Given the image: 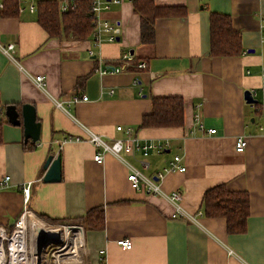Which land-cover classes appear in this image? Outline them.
<instances>
[{
    "label": "crops",
    "instance_id": "0c3cea01",
    "mask_svg": "<svg viewBox=\"0 0 264 264\" xmlns=\"http://www.w3.org/2000/svg\"><path fill=\"white\" fill-rule=\"evenodd\" d=\"M39 1L19 0L25 11L0 15V182L9 178L8 186L0 187V227L11 229L25 207L44 220L67 221L102 207L104 228L85 229V264H264V136L258 128L264 121V0H154L157 7L186 14L156 20L153 45L141 42L133 0H121L103 15L120 22L119 39L97 48L91 35L50 37L37 11H29ZM57 1L60 6L72 0ZM212 14L232 19L241 35L239 56L211 55ZM9 44L15 46L12 58L3 52ZM128 53L148 68L98 72ZM38 75L46 78L45 91L33 81ZM246 91L256 93L258 106L246 102ZM75 96L88 100L73 103ZM154 97H181L184 125L140 129ZM25 104L36 107L42 123L37 143L25 142L23 125L6 116L8 106L21 113ZM117 127L142 141H169L163 152L123 157L148 177L179 158L186 170L162 180L166 194H180L177 203L134 190L127 166L113 154L105 153L102 164L94 160L101 150L85 140L87 130L106 139L124 137ZM241 136L247 147L238 152ZM65 138L84 140L68 141L59 150L57 143ZM52 154L61 156L62 179L46 183L43 167ZM218 185L248 193L245 233L231 234L225 219L204 214V194ZM178 206L188 216L174 217ZM122 239L132 248L120 247Z\"/></svg>",
    "mask_w": 264,
    "mask_h": 264
},
{
    "label": "built area",
    "instance_id": "2783aa9c",
    "mask_svg": "<svg viewBox=\"0 0 264 264\" xmlns=\"http://www.w3.org/2000/svg\"><path fill=\"white\" fill-rule=\"evenodd\" d=\"M91 4V13L93 18L94 30L92 36V48L101 46L104 42H116L119 36L120 22L103 18V15L110 11L113 6L121 4V0H89ZM3 3L0 2V9ZM61 14L75 12L77 4L72 1H66L59 6ZM19 10L25 11L24 8ZM29 11L35 13L36 5L31 4ZM15 49L14 44H9L3 48V52L12 58ZM94 49L90 50L94 54ZM136 67L138 70L147 69L145 62H136L134 56L125 54L118 64H106L100 68L98 72L101 75L118 74L128 71L129 68ZM33 81L41 90H46V78L43 75L33 76ZM254 97L256 93L253 92ZM87 96H75L73 103L87 101ZM58 107L63 108L62 103H56ZM203 129V125H200ZM259 132L264 136V121L259 125ZM117 131L124 132V137L116 139H106L102 135L94 134L87 130V140L101 151L98 152L94 160L102 164L104 162V154L111 153L128 168L127 179L132 188L137 191H145L149 194L164 196L173 203H177L180 199L178 192L166 194L162 189V180L170 172H184L186 170L180 164L179 158L172 161L168 167L156 174L154 177H148L136 167L128 163L123 157L124 154H132L141 152L144 156H148L150 152H163L169 147V141H142L133 135L130 129L124 130L123 127H117ZM210 134H215L216 130H209ZM81 141V138H65L58 141V149L61 150L68 141ZM247 147L246 137L241 136L236 143L238 152L245 151ZM9 178L6 177L0 182V187H7ZM30 183L24 187L25 203L29 200ZM173 214L174 217L188 216L180 206ZM117 244L124 249H131L132 242L128 239L118 240ZM103 253V252H102ZM86 258V241L85 227L77 224H51L40 218L32 210L27 207L17 218L11 229L0 227V264H85Z\"/></svg>",
    "mask_w": 264,
    "mask_h": 264
},
{
    "label": "trees",
    "instance_id": "16d2710c",
    "mask_svg": "<svg viewBox=\"0 0 264 264\" xmlns=\"http://www.w3.org/2000/svg\"><path fill=\"white\" fill-rule=\"evenodd\" d=\"M0 15L4 18L17 17L19 0H2ZM77 4L75 12L61 14L57 0H40L37 7L38 22L50 37L63 34L78 40L87 39L93 32V18L89 0H73ZM134 11L141 18V42L153 45L155 42V22L160 18H169L179 13L175 8H160L154 0H133ZM211 55L213 57H236L242 53L241 35L234 30L230 16L211 15ZM138 62V61H136ZM138 70L136 67L129 71ZM256 106H258L256 104ZM2 107L0 99V108ZM184 100L181 97H154L151 111L144 115L139 128H170L184 125ZM3 125L0 123V143L3 141ZM26 146V149H32ZM204 214L211 218L226 220L227 231L231 234H243L247 231L250 214V197L247 192H233L225 185L208 189L203 197ZM47 219V218H46ZM49 222H72L67 220H50ZM86 229L102 230L105 226L104 209L95 208L80 219Z\"/></svg>",
    "mask_w": 264,
    "mask_h": 264
},
{
    "label": "water",
    "instance_id": "95a60500",
    "mask_svg": "<svg viewBox=\"0 0 264 264\" xmlns=\"http://www.w3.org/2000/svg\"><path fill=\"white\" fill-rule=\"evenodd\" d=\"M244 98L248 104H258L251 91H246ZM6 116L11 124L15 126L23 125L25 142L37 143L41 140L42 123L38 121L34 105H23L21 113L15 106H8ZM20 116H22V119H20ZM43 168L46 171L43 178L44 182L56 183L61 181V156L59 154L56 156L54 154L50 155Z\"/></svg>",
    "mask_w": 264,
    "mask_h": 264
},
{
    "label": "rangeland",
    "instance_id": "374dc122",
    "mask_svg": "<svg viewBox=\"0 0 264 264\" xmlns=\"http://www.w3.org/2000/svg\"><path fill=\"white\" fill-rule=\"evenodd\" d=\"M44 220V219H43ZM45 221H47V220H45ZM48 223H51V224H60V223H62V222H58V223H54V222H49V221H47ZM67 224H77V225H83L84 226V224H82V223H78V222H74V221H72V222H66ZM85 227V226H84ZM85 229H86V227H85Z\"/></svg>",
    "mask_w": 264,
    "mask_h": 264
}]
</instances>
